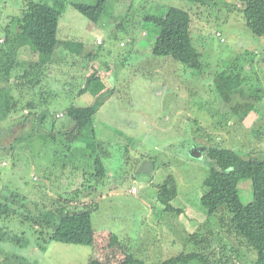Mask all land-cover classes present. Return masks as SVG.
<instances>
[{
  "label": "rangeland",
  "instance_id": "rangeland-1",
  "mask_svg": "<svg viewBox=\"0 0 264 264\" xmlns=\"http://www.w3.org/2000/svg\"><path fill=\"white\" fill-rule=\"evenodd\" d=\"M97 1L66 0L52 58L32 54L28 47L18 52V60L50 65L35 89L16 94L12 120L0 122V199L16 211L0 216V264H123L127 254L157 264L197 249L189 236L200 227V237L208 240L205 253L213 252L216 262L254 264L255 253L222 229L221 213L210 216L201 200L214 165L208 147L264 160V37L247 28L244 7L236 0L204 6L185 0H130L127 6L108 0L98 24L73 6ZM24 6V0H0V73L2 52L11 48L5 29L10 16H19ZM170 8L192 15L202 72L152 54L156 37L145 28L144 18L163 17ZM70 42L85 47L77 54L66 46ZM231 63L249 95L242 103L254 105L243 122L234 114L235 102H225L214 84ZM87 86L88 94L81 95ZM100 91L106 103L93 126L70 142L62 131L71 122L67 110L92 106ZM30 102L34 107H28ZM31 130L34 139L20 143L13 153L4 150ZM92 142L95 152L87 146ZM95 157L103 161L105 177L96 176ZM170 176L178 187L171 205L183 210L180 216L166 212L159 201V188ZM239 191L244 205L253 201L250 180ZM84 205L96 207L91 246L45 243L42 231L46 235L54 227L36 230L32 220L24 221L46 207L72 211Z\"/></svg>",
  "mask_w": 264,
  "mask_h": 264
},
{
  "label": "trees",
  "instance_id": "trees-1",
  "mask_svg": "<svg viewBox=\"0 0 264 264\" xmlns=\"http://www.w3.org/2000/svg\"><path fill=\"white\" fill-rule=\"evenodd\" d=\"M25 6L19 16H10V21L5 29L6 43L10 49L2 52L3 63L1 66L0 80L4 86L0 87V122L12 120L15 108L13 103L20 91L35 89L40 81V75L50 65L45 61H21L18 60V52L27 48L32 54L38 53L52 58L55 54L59 40L57 27L59 19L66 8V0H24ZM129 4L130 0H116ZM197 6L212 3L213 0H185ZM243 5V18L247 28L257 37H264V0H236ZM133 0L131 1V3ZM123 3V4H124ZM108 0H98L94 4H74V8L92 23L98 24L106 10ZM131 9V8H130ZM192 15L184 10L170 8L163 17L147 15L144 18V26L149 29L156 39L152 54L155 57H169L187 68L202 72L204 65L201 61V53L196 49L192 37ZM134 39V38H133ZM5 43V44H6ZM71 51L80 54L85 44L81 42H70ZM236 63H231L215 79V87L221 98L232 103L234 114L243 122L246 117L254 111L253 103L244 104L249 98L247 90L243 88L244 78L236 71ZM19 71V72H18ZM88 86L81 90V95L86 94ZM102 91L94 104L89 107H71L67 110V116L71 120L66 125L65 132L70 142H76L83 138L86 129L93 126L95 117L106 101ZM17 94V95H16ZM16 96V97H15ZM254 97V96H253ZM255 100V98H253ZM34 107L28 103V107ZM37 111V110H36ZM43 122L47 116H43ZM52 127L57 128V122L52 121ZM32 130L27 133L26 138H16L14 145L4 149L8 153L16 151V146L32 137ZM1 133V132H0ZM88 147L95 152V143H88ZM95 154H92L91 158ZM207 156L214 163L210 175L205 179L204 185L208 192L202 197L203 208L210 216L220 214L219 225L231 235L255 253L254 264H264V160L253 153L243 156L234 150L222 147L210 146ZM94 167L96 176L105 177L106 168L103 161L95 157ZM250 180L253 187V201L244 205L241 201L239 186L243 181ZM79 196V193H76ZM178 195L176 180L170 176L159 188V201L165 206V211L182 215L183 210L176 209L171 202ZM18 198V196H17ZM75 198V199H76ZM68 204V201H64ZM96 207L92 205L69 210L67 206L56 209L39 210L38 214L31 212L25 216V220H32V228L36 230L53 228L52 232L45 235L42 231L41 237H46L47 242H57L68 245L91 246L94 243V229L92 211ZM33 213V214H32ZM14 216L16 211L10 208L8 202L0 199V216ZM210 218L205 224L209 225ZM200 229L189 236V241L196 245L194 251L182 253L176 257L161 261L157 264H230L231 261L220 260L216 262L213 252L205 253L209 247L207 238H201ZM41 234V233H40ZM39 237V238H41ZM199 248V249H198ZM214 258V262L211 260ZM90 264H103L91 262ZM123 264H147L144 260L137 259L132 254H127Z\"/></svg>",
  "mask_w": 264,
  "mask_h": 264
},
{
  "label": "built area",
  "instance_id": "built-area-1",
  "mask_svg": "<svg viewBox=\"0 0 264 264\" xmlns=\"http://www.w3.org/2000/svg\"><path fill=\"white\" fill-rule=\"evenodd\" d=\"M217 37L221 38V37H222V35H221L220 33H218V34H217ZM221 41H222V42H224V39H223V38H221ZM97 44H98V45H101V44H102V41H101L100 39H98V42H97ZM136 192H137V189H136V188H134V189H133V193H136Z\"/></svg>",
  "mask_w": 264,
  "mask_h": 264
},
{
  "label": "crops",
  "instance_id": "crops-1",
  "mask_svg": "<svg viewBox=\"0 0 264 264\" xmlns=\"http://www.w3.org/2000/svg\"><path fill=\"white\" fill-rule=\"evenodd\" d=\"M88 94V93H87Z\"/></svg>",
  "mask_w": 264,
  "mask_h": 264
}]
</instances>
